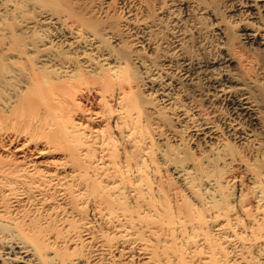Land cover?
<instances>
[{"label": "bare ground", "instance_id": "obj_1", "mask_svg": "<svg viewBox=\"0 0 264 264\" xmlns=\"http://www.w3.org/2000/svg\"><path fill=\"white\" fill-rule=\"evenodd\" d=\"M101 22L75 0H0V264L264 263V147L235 157L248 187L229 189L235 154L220 152L173 167L187 197L154 185L143 122L157 106L127 63L142 60L115 52Z\"/></svg>", "mask_w": 264, "mask_h": 264}, {"label": "rangeland", "instance_id": "obj_2", "mask_svg": "<svg viewBox=\"0 0 264 264\" xmlns=\"http://www.w3.org/2000/svg\"><path fill=\"white\" fill-rule=\"evenodd\" d=\"M75 1L102 21L106 43L115 52L133 50L142 60L139 64L130 57L127 63L143 79L139 90L146 105L157 106L155 117L143 122V139L147 138L143 152L154 185L160 184L169 194L177 189L187 197L174 166L191 159L204 164L218 152L225 158L241 154L250 161L251 151L254 158L264 147V12L253 11V0ZM54 25L46 26L50 32H60V25ZM252 31L257 41L243 39L244 32ZM86 51L96 59L103 54L90 47ZM225 86L231 91L222 94ZM241 91L249 98V113L234 108ZM105 125L119 138L111 121ZM119 140L118 147L124 149ZM124 146L128 153L133 151V143L128 145L132 149ZM234 158L225 166L229 189L234 182L237 188L248 187L246 168ZM252 252L244 253L247 263L264 264Z\"/></svg>", "mask_w": 264, "mask_h": 264}]
</instances>
